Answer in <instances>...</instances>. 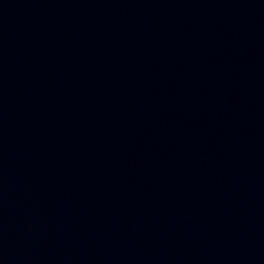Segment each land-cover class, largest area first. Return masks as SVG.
I'll return each instance as SVG.
<instances>
[{
	"label": "water",
	"instance_id": "obj_1",
	"mask_svg": "<svg viewBox=\"0 0 264 264\" xmlns=\"http://www.w3.org/2000/svg\"><path fill=\"white\" fill-rule=\"evenodd\" d=\"M0 264H264V0H0Z\"/></svg>",
	"mask_w": 264,
	"mask_h": 264
}]
</instances>
